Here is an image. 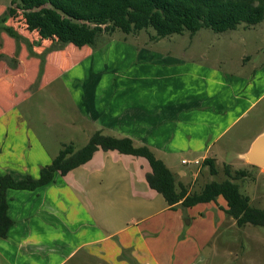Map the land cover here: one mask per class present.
<instances>
[{
	"label": "rangeland",
	"instance_id": "rangeland-1",
	"mask_svg": "<svg viewBox=\"0 0 264 264\" xmlns=\"http://www.w3.org/2000/svg\"><path fill=\"white\" fill-rule=\"evenodd\" d=\"M10 1L0 0V19L11 5ZM4 26L12 27L33 42L36 35L26 29L20 16L9 18L5 25L0 21V63L15 69L18 61L12 57L16 41L7 35ZM154 34L153 29L134 34L117 29L97 48L67 45L73 49L70 57L63 58L59 64L66 69L64 75L54 79L49 75L46 80L44 75L43 81L38 78L26 86L20 97L15 96L16 104L0 119V129L8 124L15 126L17 118L24 122L28 129L25 143L31 150L28 157L34 161L31 167L50 165L65 144L82 148L88 143L94 131L92 126L97 124V116L101 114L96 108V95L102 90L109 109L113 98L124 101L126 107L136 104L137 109L143 105L150 107L152 101L161 103L168 99L170 102L172 90L177 85H184L185 88L180 86L183 90L193 84L197 89L199 84L206 83H193L197 79L211 78V87L221 92L222 76L227 78L225 81L240 78L250 83L254 81L247 86L252 88L250 92L255 90L257 95L264 92V21L251 28L240 25L224 33L202 29L193 35L185 32L156 41L151 39ZM4 35L7 36L3 39ZM21 44L23 47L25 41ZM52 45L56 47L50 42ZM34 56L45 59V55ZM12 90L10 82L4 80L0 83V98H9ZM171 115L169 111L167 126L170 132L180 130L184 119ZM263 124L264 99L255 106L246 122L231 127L219 143L209 147L208 155L216 158L217 175L212 176L208 168H202L198 179L188 189L196 192L208 182L225 180V165L228 164L232 173L241 169L248 171V177L238 181L241 191L249 196L252 206L264 209V169L245 166L238 159V154L245 152L254 136L262 131ZM189 135L187 139L196 144L198 133L195 137L194 133ZM177 138L176 148L168 152L174 167L180 165L182 158L192 160L203 155V150L194 151L196 148L190 149L183 137ZM4 144L0 137V147ZM4 151L1 148L0 154ZM90 165L76 168L70 179H66V186L53 189L52 195L66 200L72 207L77 203L63 192L72 190L79 203L81 199L87 200L84 191L90 192L89 199H94L95 211L101 208L95 215L105 231L130 226L121 231L118 238L134 234V264H264V228L251 224L237 226L233 218L219 209L222 201L161 210L164 199L154 191L151 203L132 199L130 174L139 175L140 171L131 156L99 152ZM141 170L147 171L148 165ZM37 175L38 178L40 172ZM138 187L135 185L136 191H142ZM140 219L143 220L135 222ZM127 252L128 249H124L122 255L130 261L133 255Z\"/></svg>",
	"mask_w": 264,
	"mask_h": 264
},
{
	"label": "crops",
	"instance_id": "crops-1",
	"mask_svg": "<svg viewBox=\"0 0 264 264\" xmlns=\"http://www.w3.org/2000/svg\"><path fill=\"white\" fill-rule=\"evenodd\" d=\"M30 33L36 35L35 42L28 40L24 35L22 38L25 39L24 45L26 46L23 45L22 47L21 42L19 44L16 42L14 52L16 57L12 58L18 61L17 67L8 69L0 63V83L8 80L13 88V93H10L9 98H0V119L11 111L9 108L16 104L15 96L20 97L27 85L36 82L38 78L41 80L44 75L46 80L49 75L54 79L65 74L64 70L66 69L60 67L59 64L63 58L70 57V51L73 48L66 46L55 49L53 45L50 46L51 41H41L36 32ZM6 36L4 35L2 38L4 39ZM34 54L40 57L45 55V59L42 60ZM57 65L59 72H56ZM222 78L224 83L221 92H217L211 87V78L197 79L193 80V83L196 81H205L206 83L199 84L197 89L193 84L183 90L180 86L185 88L184 85H177L172 90L170 102L168 99L161 103L152 101L148 108L143 105L138 106L137 109L136 104L132 107L128 104L126 107L124 101L113 98L112 106L109 109L107 97L103 95L104 91L102 90L100 95H96V108L101 111V114L97 116V124L92 126L94 129L92 135L96 131H101L106 135L129 138L137 146L148 147L156 154L157 158L165 162L166 166L176 176L177 181L188 188L198 179L202 168H205L203 161L206 158H212L216 161L214 156L208 155L209 147L219 143L231 127L238 125L241 121L246 122L251 117V112L255 106L264 99V92L257 95L255 90L250 92L252 88H247L254 81L250 83L249 80L241 78L235 81H225L227 78L223 76ZM213 85L215 86V81H213ZM157 91L163 92L162 90ZM169 106L170 108H168ZM169 111L172 112V117L184 119V124L180 126V130L170 132L167 126ZM251 119L253 120V118ZM14 122H16L15 126L8 124L0 129V137L5 141L3 147H0V149L5 150L0 154V175L8 174L15 181L24 180L29 176L37 178V172H40L41 166L38 164L35 168L31 167L34 161L29 159L28 155L31 150L25 143L28 129L25 128L21 119L17 118ZM263 131L264 124L260 133ZM190 133H194V137L198 133L196 144L192 139H187ZM179 135L186 140L190 149L196 148L194 151L203 150L204 152L201 157L192 160L182 158L180 165L174 167L168 152L176 148L174 144ZM256 137L254 136L250 145ZM21 139L23 141H20ZM99 152L107 153L96 152L91 161L83 167H90V162L94 158L96 159ZM245 152L239 153L238 156ZM132 158L136 160L140 171L139 175L130 174L133 179L131 184H133L134 197L132 199L140 198L141 202L151 203L153 190L145 180V175L150 170L149 166L147 171L141 170L143 166H146V161L142 158ZM238 159L243 161L245 166H253L240 158ZM182 160H187L189 163L183 164ZM196 160L200 162L199 165L190 163ZM74 170L71 172L73 173ZM71 172L65 177L56 174L52 183L34 191L7 190V213L14 224L7 236L0 238V264H130V262L134 264V234L121 240L118 238L120 232L130 226L127 225L110 232L105 231L104 225L100 224L101 221L95 215L101 208L95 211L94 199H89L90 192L84 191L87 200L81 199L80 203L72 190L63 192L64 195L73 198L74 202L77 203L76 206L72 207L66 200L61 201L57 195H52L53 189L59 190L66 186L65 181L70 179ZM135 180L140 184L136 183ZM135 185L139 186L142 191L137 192ZM145 185L148 191L144 189ZM75 189L73 187L74 191ZM219 201H222L219 209L224 212L222 209L224 201L222 199ZM163 204L161 210H173L166 205L165 201ZM72 213L74 217L70 216ZM141 220L143 219L135 222ZM122 248L128 249L127 255L131 251L130 255L133 257L130 258V261L123 257L122 251L124 252V249Z\"/></svg>",
	"mask_w": 264,
	"mask_h": 264
},
{
	"label": "trees",
	"instance_id": "trees-1",
	"mask_svg": "<svg viewBox=\"0 0 264 264\" xmlns=\"http://www.w3.org/2000/svg\"><path fill=\"white\" fill-rule=\"evenodd\" d=\"M11 5L0 21L20 16L26 29L36 32L41 41L56 44L55 49L73 45L77 48H97L104 45L118 29L125 34L153 29L151 39L202 29L215 33L247 28L264 21V0H11ZM4 31L19 44L25 41L12 27ZM26 42V41H25ZM2 57V56H1ZM98 151H114L124 156L144 159L149 172L145 180L160 194L171 209L191 208L198 204L224 201V213L237 226L247 224L264 228V209L251 205L249 196L240 188L239 180L249 173L241 169L234 173L225 165L226 179L206 183L199 191L191 192L177 181L176 176L162 159L146 146H137L129 138H119L96 131L82 148L65 144L50 165L41 168L38 178L27 177L15 181L10 175H0V238H5L14 224L9 217L6 192L9 189L34 191L52 183L56 174L67 176L84 166ZM203 166L210 175H217L216 161L206 158ZM255 167V166H252Z\"/></svg>",
	"mask_w": 264,
	"mask_h": 264
},
{
	"label": "water",
	"instance_id": "water-1",
	"mask_svg": "<svg viewBox=\"0 0 264 264\" xmlns=\"http://www.w3.org/2000/svg\"><path fill=\"white\" fill-rule=\"evenodd\" d=\"M238 158L264 169V131L256 137L248 151L239 155Z\"/></svg>",
	"mask_w": 264,
	"mask_h": 264
},
{
	"label": "built area",
	"instance_id": "built-area-1",
	"mask_svg": "<svg viewBox=\"0 0 264 264\" xmlns=\"http://www.w3.org/2000/svg\"><path fill=\"white\" fill-rule=\"evenodd\" d=\"M182 163H183V164H188L189 162H188L187 160H182ZM190 163H193V164H195V165H199V164H200V162H199L198 160L193 161V162H190Z\"/></svg>",
	"mask_w": 264,
	"mask_h": 264
}]
</instances>
